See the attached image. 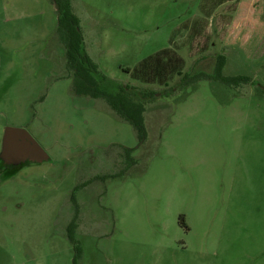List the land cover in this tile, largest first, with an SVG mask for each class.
<instances>
[{
	"label": "rangeland",
	"instance_id": "374dc122",
	"mask_svg": "<svg viewBox=\"0 0 264 264\" xmlns=\"http://www.w3.org/2000/svg\"><path fill=\"white\" fill-rule=\"evenodd\" d=\"M69 4L99 88L157 93L146 140L72 92L50 0H0V149L6 127L25 128L49 156L0 174V264H264V0ZM162 50L182 58L181 77H132ZM221 54L223 76L254 84L185 88Z\"/></svg>",
	"mask_w": 264,
	"mask_h": 264
},
{
	"label": "trees",
	"instance_id": "16d2710c",
	"mask_svg": "<svg viewBox=\"0 0 264 264\" xmlns=\"http://www.w3.org/2000/svg\"><path fill=\"white\" fill-rule=\"evenodd\" d=\"M55 6L58 25L57 35L63 42L66 55L67 68L72 71L74 80L72 82V92L74 94H82L90 96L94 99H102L108 105L116 116L130 124L138 139L139 145L146 140V127L144 124L145 110L148 103L152 102L156 94L150 90H140L137 88H129L127 85L120 86L115 94L105 92L99 88L98 82L91 76L92 72L98 74L95 65L92 64L90 59L85 56L81 49V39L79 35V26L77 19L70 13L69 0H50ZM132 72V77L140 79L143 83L151 84L156 83L158 86L167 87L175 76H182V69L184 61L176 53L169 50H162L154 56L144 59ZM225 66V56L219 55L216 58L214 67L210 74L198 73L193 76L184 74V86L199 81L201 79H209L214 82L222 83L226 86L236 87L239 85L254 84L252 79L248 76H223L222 68ZM85 86V90H84ZM183 86V87H184ZM262 96L264 97V83L258 85ZM82 89V90H81ZM132 151L129 149L123 150L124 162L126 169L132 167L135 163L131 157ZM15 175V171L6 173L7 180ZM108 176H102L100 179H105ZM110 178V177H109ZM79 187L75 188V191ZM74 197L72 196L73 200ZM76 219V216H75ZM77 229L74 219H72L67 226V239L75 247V254L77 253V243L74 239V233Z\"/></svg>",
	"mask_w": 264,
	"mask_h": 264
},
{
	"label": "water",
	"instance_id": "95a60500",
	"mask_svg": "<svg viewBox=\"0 0 264 264\" xmlns=\"http://www.w3.org/2000/svg\"><path fill=\"white\" fill-rule=\"evenodd\" d=\"M0 160L4 165L39 164L49 160L42 146L25 128L6 127L3 130Z\"/></svg>",
	"mask_w": 264,
	"mask_h": 264
},
{
	"label": "flooded vegetation",
	"instance_id": "af4514ba",
	"mask_svg": "<svg viewBox=\"0 0 264 264\" xmlns=\"http://www.w3.org/2000/svg\"><path fill=\"white\" fill-rule=\"evenodd\" d=\"M28 164H19L16 166H7L4 165L3 162L0 160V174H3V178L5 177L6 173L8 174V172L10 171H15V174L24 166H26Z\"/></svg>",
	"mask_w": 264,
	"mask_h": 264
}]
</instances>
